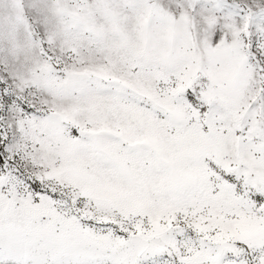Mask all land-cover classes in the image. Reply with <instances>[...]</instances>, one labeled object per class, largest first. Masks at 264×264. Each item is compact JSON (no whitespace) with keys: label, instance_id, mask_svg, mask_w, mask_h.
<instances>
[{"label":"snow or ice","instance_id":"obj_1","mask_svg":"<svg viewBox=\"0 0 264 264\" xmlns=\"http://www.w3.org/2000/svg\"><path fill=\"white\" fill-rule=\"evenodd\" d=\"M0 264H264V0H0Z\"/></svg>","mask_w":264,"mask_h":264}]
</instances>
